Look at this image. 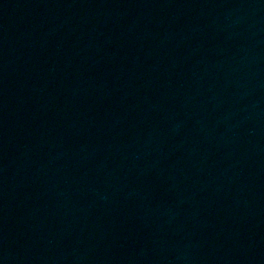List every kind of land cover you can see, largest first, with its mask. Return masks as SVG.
<instances>
[{
  "label": "water",
  "instance_id": "95a60500",
  "mask_svg": "<svg viewBox=\"0 0 264 264\" xmlns=\"http://www.w3.org/2000/svg\"><path fill=\"white\" fill-rule=\"evenodd\" d=\"M0 264H264V0H0Z\"/></svg>",
  "mask_w": 264,
  "mask_h": 264
}]
</instances>
